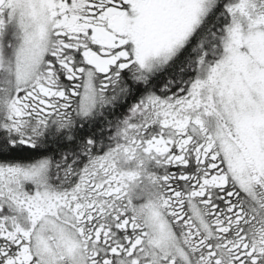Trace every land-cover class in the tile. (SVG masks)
Masks as SVG:
<instances>
[{"label":"snow or ice","instance_id":"obj_1","mask_svg":"<svg viewBox=\"0 0 264 264\" xmlns=\"http://www.w3.org/2000/svg\"><path fill=\"white\" fill-rule=\"evenodd\" d=\"M0 264H264V0H0Z\"/></svg>","mask_w":264,"mask_h":264}]
</instances>
